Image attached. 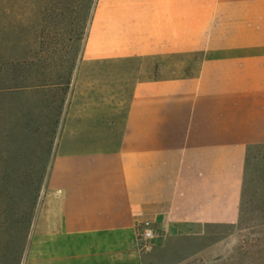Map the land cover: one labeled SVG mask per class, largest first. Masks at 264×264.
<instances>
[{"label": "crops", "instance_id": "0c3cea01", "mask_svg": "<svg viewBox=\"0 0 264 264\" xmlns=\"http://www.w3.org/2000/svg\"><path fill=\"white\" fill-rule=\"evenodd\" d=\"M62 24L61 0H0V56L56 54L36 34ZM88 31L28 264H143L142 232L174 225L204 58L264 50V0H94Z\"/></svg>", "mask_w": 264, "mask_h": 264}, {"label": "rangeland", "instance_id": "374dc122", "mask_svg": "<svg viewBox=\"0 0 264 264\" xmlns=\"http://www.w3.org/2000/svg\"><path fill=\"white\" fill-rule=\"evenodd\" d=\"M61 2L67 24L36 34L61 50L0 56V264H28L89 33L94 0ZM203 81L174 225L143 264H264V50L206 56Z\"/></svg>", "mask_w": 264, "mask_h": 264}, {"label": "built area", "instance_id": "2783aa9c", "mask_svg": "<svg viewBox=\"0 0 264 264\" xmlns=\"http://www.w3.org/2000/svg\"><path fill=\"white\" fill-rule=\"evenodd\" d=\"M153 238V233L152 230L150 229H145L142 234H141V239L142 241H144L145 243H148L151 241V239ZM142 249H148L147 244H144L142 246Z\"/></svg>", "mask_w": 264, "mask_h": 264}]
</instances>
